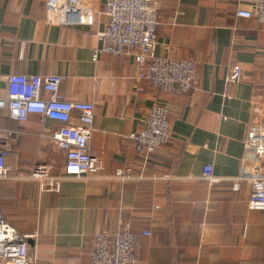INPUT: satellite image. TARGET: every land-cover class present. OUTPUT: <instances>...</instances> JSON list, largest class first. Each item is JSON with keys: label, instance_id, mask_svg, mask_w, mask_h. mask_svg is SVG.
<instances>
[{"label": "crops", "instance_id": "0c3cea01", "mask_svg": "<svg viewBox=\"0 0 264 264\" xmlns=\"http://www.w3.org/2000/svg\"><path fill=\"white\" fill-rule=\"evenodd\" d=\"M157 1L155 53L197 63L187 93H165L139 78L130 50L93 57L108 21L105 0L93 1L92 24L54 22L46 0H0V96L10 73L59 74L67 99L96 105L91 150L100 168L61 177L59 191L43 189L31 174L45 163L64 175L65 150L50 136L60 122L37 113L20 121L0 109V130L11 132L17 153L11 174L0 178V211L34 235L37 264H93L95 234L115 233L121 222L137 234L134 264H264V209L249 207L247 180L233 187L247 129L264 121V24L237 15L253 0ZM153 102L168 105L170 136L141 153L131 134ZM72 122H79L75 114ZM208 163L213 180L203 177Z\"/></svg>", "mask_w": 264, "mask_h": 264}, {"label": "built area", "instance_id": "2783aa9c", "mask_svg": "<svg viewBox=\"0 0 264 264\" xmlns=\"http://www.w3.org/2000/svg\"><path fill=\"white\" fill-rule=\"evenodd\" d=\"M94 0H46L47 11L58 23H86L95 21ZM159 4L157 0H105L104 13L107 25L99 32L100 46L94 49L93 57L100 52L114 54L132 51L140 67L139 78L148 79L160 91L179 95L191 91L196 85L198 72L194 59L157 54ZM237 15L254 16L264 24V0H253V8L237 10ZM242 68L236 67V77ZM64 77L59 74L10 73L7 76V94L0 96V109H5L11 118L24 121L29 114H40L42 120L59 121L51 133L55 144L64 149L66 162L64 175L54 176L45 163L34 166L32 176L38 178L44 189L59 191L63 176H88L100 168L99 158L91 150L94 133L96 105L94 100H70L60 90ZM49 97H43V92ZM169 107L153 102L143 128L131 134L137 150L153 152L170 136ZM75 113L78 123H73ZM11 132L0 130V178L8 177L17 157L10 142ZM121 171L118 172V175ZM203 177L213 180V166H204ZM241 180L250 183L248 205L251 209H264V121L252 122L246 132L244 159L241 173L233 183L238 189ZM148 230L144 234H149ZM34 235L21 233L0 211V264H37V255L30 247L29 238ZM136 238L130 222H121L115 233L98 231L94 236L93 264H134Z\"/></svg>", "mask_w": 264, "mask_h": 264}, {"label": "trees", "instance_id": "16d2710c", "mask_svg": "<svg viewBox=\"0 0 264 264\" xmlns=\"http://www.w3.org/2000/svg\"><path fill=\"white\" fill-rule=\"evenodd\" d=\"M158 19H159V23H160V17H159V10H158ZM159 23H158V27H159ZM158 27H157V36H158ZM195 61V63H196V60H194ZM196 65H197V63H196ZM75 114V113H74ZM73 114V115H74ZM131 229H132V226H131ZM132 232L134 233V235H135V238H136V242H135V245H136V243H137V234L134 232V230L132 229ZM143 233H144V230H143ZM135 252H136V246H135ZM136 259H137V253H136Z\"/></svg>", "mask_w": 264, "mask_h": 264}]
</instances>
